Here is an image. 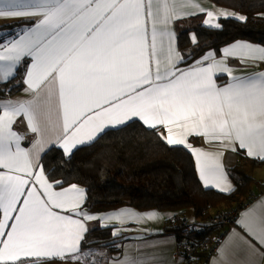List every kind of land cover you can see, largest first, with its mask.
Returning <instances> with one entry per match:
<instances>
[{"label": "snow or ice", "instance_id": "snow-or-ice-1", "mask_svg": "<svg viewBox=\"0 0 264 264\" xmlns=\"http://www.w3.org/2000/svg\"><path fill=\"white\" fill-rule=\"evenodd\" d=\"M155 4L154 8V0H0V19L38 18L18 38L0 45V82L14 77L21 61L30 57L24 83L32 96L0 104V264H89L96 255L91 249L83 252L81 242L89 231L86 221L100 217L80 211L85 200L81 188L71 185L57 191L49 182L39 159L46 144H57L70 154L108 126L139 118L150 129L162 126L167 135H160L169 145L191 151L205 187L231 190L220 163L223 153L193 148L189 137L219 142L233 152L238 145L247 157L264 162V73L234 76L211 52L181 69L183 57L167 26L195 13L178 11L176 0ZM182 7L204 11L193 0H184ZM206 15L205 24L218 28L211 23L214 13ZM223 55L241 62L264 61V47L237 43L225 48ZM205 61L210 62L205 66ZM218 73H227L231 82L218 86L214 79ZM20 116L37 137L30 150L21 147L22 137L12 129ZM129 217L154 219L155 214L136 217L122 211L102 219L124 223ZM238 223L264 245V205L245 213ZM243 245L254 253L241 237L231 249H221L220 264H237L232 257L236 250H245ZM113 264L147 262L126 254ZM244 264L256 262L249 259Z\"/></svg>", "mask_w": 264, "mask_h": 264}, {"label": "trees", "instance_id": "trees-1", "mask_svg": "<svg viewBox=\"0 0 264 264\" xmlns=\"http://www.w3.org/2000/svg\"><path fill=\"white\" fill-rule=\"evenodd\" d=\"M244 16V21L222 19L218 28L203 26L201 17L177 25L178 46L183 64L196 61L205 51L220 49L236 41L264 46V0H210ZM23 23L0 27V45L23 30ZM191 34L196 37L193 43ZM0 84V99L21 89V74ZM222 80V79H220ZM223 83V81H221ZM160 128L148 129L138 121L109 129L93 142L65 155L53 146L41 158L46 176L59 186L79 185L85 191L82 211L103 213L121 207L138 211L156 210L174 231L179 257L190 263L208 264L210 257L199 249L202 231H186L189 224L208 219L213 210L244 207L264 193L253 170L264 162L239 153V162L228 169L233 190L221 193L206 189L199 181L192 155L182 146L169 145ZM170 224V225H169ZM115 241L109 229L89 230L83 246H109Z\"/></svg>", "mask_w": 264, "mask_h": 264}, {"label": "crops", "instance_id": "crops-1", "mask_svg": "<svg viewBox=\"0 0 264 264\" xmlns=\"http://www.w3.org/2000/svg\"><path fill=\"white\" fill-rule=\"evenodd\" d=\"M193 2L199 5L200 8H203L204 11L201 12L199 11L198 8L182 7L184 0H176V6H177L178 11L186 12V13H195V15H187L182 19H174L170 21V23L167 26L169 31H172L175 33L176 38H175L174 47L181 57L183 56L181 55V52L178 46L177 25L182 20L197 16V17H201L203 26L208 27V28H217V27H211L209 26V24H205V20L208 19L206 15L208 11H212L214 13V17L211 21L212 24H219V21L222 19L230 18V19H235L239 21H244L245 19L242 14L232 9L218 6L210 0H193ZM155 7H156V4L154 0V8ZM222 13H227L228 15H223ZM239 17H243L244 19L243 20L239 19ZM37 21H38V18L0 19V27H4L10 24H15V23L16 24L23 23L24 25L23 30L19 32V33H22L26 28L33 26L34 23ZM192 37L193 35L191 34V38ZM13 38H18V36L16 35L12 37L11 39ZM237 43H247L254 47H264L262 45L251 43L248 41H236V42H233L231 44H228L222 47L219 52L214 51L212 49L205 51L196 61H194L193 63L189 65L183 64V60H182L181 63L178 65V67H180L181 69L187 70L190 67L196 65V63L200 61L206 54L211 52L214 54V57L216 60L218 61L224 60L226 62L228 68L231 69V73L234 76L244 78V77L254 76L260 73H264V61L245 60L244 62H241V59L238 57H233V56L224 57L223 50L225 48H230L232 45L237 44ZM166 48H167V42H165V49ZM161 60H162L161 70H163V67H164V57L163 56L161 57ZM209 62L210 61H205V66ZM30 65H31V58L25 57L21 61V63L17 66V70L14 76H16L19 69H22L24 67V70H22V74H21V84H22L21 89H19L17 92H15L14 94L6 98L0 99V104L8 102V101L28 100L32 98L30 93L27 91V85L24 83V80L26 79V73ZM214 79L216 80V84L220 87H223L227 85L229 82H231V76H229L227 73H218L214 77ZM221 81H223V83H221ZM3 83L5 82H0V84H3ZM131 121H138L144 127L148 128L146 125L143 124L142 121L139 120V118H133L132 120L122 125H117L115 127L108 126L107 128H105L104 132L109 129H116V128L122 127ZM157 128H160L161 131L164 132L165 135H167L166 131L162 128V126L158 125ZM12 129L14 132H16L18 135L22 137L21 147L26 150H30L32 148V145L35 143V140L37 137H36V134L32 133L28 129L26 119H24L23 116L17 117L12 126ZM102 133H99L96 136V138ZM52 139H54V136L52 137ZM95 139L91 141H86L84 144H77L72 149V152L78 147L90 144ZM188 143L191 144L193 148L201 149L203 151L223 153V155L220 157V163L223 166V172L227 177V182L228 184L231 185V190L227 192H221L218 188L212 187V186L205 187L203 181L200 179V175L197 170L196 158L192 155L189 149L185 148L183 145H177V146L184 147L192 155L194 164H195V170H196L197 177L204 188L213 189L221 193L231 192L233 190V183L231 179L229 178L227 171L228 169L238 164L239 153L246 155L245 150L239 149V146L236 145L237 151L233 152L230 149L221 146L219 142H213L210 144L205 143L204 139L201 137H189ZM53 146L59 148L64 153L63 149L59 147V145L54 144V143L46 144L44 147V150L40 153V157H39L40 166H42L41 158L43 154ZM65 155H69V154H65ZM253 176L258 183L264 184V165L258 168H255L253 170ZM51 183L54 184L55 190L57 191H60L62 189H67L71 186V185L59 186V183L57 182L56 183L51 182ZM76 186L81 188L84 191L83 187L79 185H76ZM84 203H85V200H84ZM260 205H264V193H262L260 196L252 200V202H250L247 207L243 208L242 210L238 212L233 225L227 228L226 232L221 237L217 251L213 256L210 257L208 264H220V261L222 259L221 249H225V250L231 249L232 246L236 242H238L241 237H243L246 241H248L251 245V248H254L255 251L254 253H252L251 251L247 250L249 248V245L242 246L243 249L245 250H239V249L236 250L232 258L237 262V264H244V262L249 259L254 260L256 264H264V245H261L256 239L250 236L247 233V231L240 225V223H238V221H240L243 218L245 213L249 212L250 210L254 208H258ZM83 206L84 204L82 205V208L80 209V211H82ZM56 211H60V210L57 209ZM122 211L134 213L136 217H146L148 214H155V218L154 219L145 218V219L137 220L135 217H129V218H126L124 223H120L118 221H104L102 219L103 217L107 215L115 214V213L122 212ZM63 214L72 215V213H63ZM89 214L100 217V219L86 221V225L89 230L97 229V228L109 229L111 233V237L115 239V241H113V243L109 246L94 245L91 247H88V246L86 247L85 245L83 246V241H82L81 246H82L83 252L87 253L91 249L94 253H96V255L90 258L89 264H92V261H99L100 264H113V262L122 261L126 254L131 257L139 258L141 261L147 262V264L190 263V262H184V260H182L181 257H179L176 235L172 231H169V232L165 231V228L169 227L168 223H166L164 215L156 210L138 211L132 207H121V208L103 212V213H89ZM114 232L117 234L113 235ZM69 264H74V262L70 261Z\"/></svg>", "mask_w": 264, "mask_h": 264}, {"label": "built area", "instance_id": "built-area-1", "mask_svg": "<svg viewBox=\"0 0 264 264\" xmlns=\"http://www.w3.org/2000/svg\"><path fill=\"white\" fill-rule=\"evenodd\" d=\"M249 203L244 207L230 208L229 211L219 210L211 214L208 218V223L203 222L201 224H189L186 226V231L193 230L202 231L205 236L199 242V249L209 257L213 256L218 248L221 237L226 232L227 228L231 227L236 219V216L240 210L247 207ZM184 262H190V258H183Z\"/></svg>", "mask_w": 264, "mask_h": 264}, {"label": "rangeland", "instance_id": "rangeland-1", "mask_svg": "<svg viewBox=\"0 0 264 264\" xmlns=\"http://www.w3.org/2000/svg\"><path fill=\"white\" fill-rule=\"evenodd\" d=\"M231 208H232V207H231ZM229 209H230V208H229ZM220 210H222V209H220ZM223 210H224V211H229V210L226 209V208H224ZM223 210H222V211H223ZM215 212H216V211L213 210V213H215ZM210 215H211V214H209V216H210ZM209 216H208V218H209ZM197 221H198V222L201 221V222H199V223H203V222H207V223H208V219H205V220H204V219H203V220H197ZM172 232L174 233V231H172ZM174 234H175V233H174ZM175 235H176V234H175Z\"/></svg>", "mask_w": 264, "mask_h": 264}]
</instances>
